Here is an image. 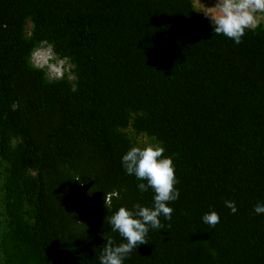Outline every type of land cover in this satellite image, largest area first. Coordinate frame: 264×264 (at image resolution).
Here are the masks:
<instances>
[{
	"label": "trees",
	"instance_id": "obj_1",
	"mask_svg": "<svg viewBox=\"0 0 264 264\" xmlns=\"http://www.w3.org/2000/svg\"><path fill=\"white\" fill-rule=\"evenodd\" d=\"M40 43L75 86L31 66ZM128 127L163 146L180 197L124 264H264V28L235 45L191 0H0L2 264H98L124 242L106 216L153 196L122 169Z\"/></svg>",
	"mask_w": 264,
	"mask_h": 264
},
{
	"label": "clouds",
	"instance_id": "obj_2",
	"mask_svg": "<svg viewBox=\"0 0 264 264\" xmlns=\"http://www.w3.org/2000/svg\"><path fill=\"white\" fill-rule=\"evenodd\" d=\"M208 21L212 33L223 36L235 45L242 42L247 31H254L264 19V0H215L214 6L204 7L201 12ZM165 149L159 143H147L143 147L133 146L121 156V166L125 175L133 176L141 181L137 189L141 193L151 190L152 206L145 207L139 203L131 209L119 207L106 216L104 223L112 233H116L122 243L115 244L107 238L97 257L98 264H124L130 253L140 245L147 244L149 229L162 228L160 217L170 221L173 209L169 203L179 199L180 191L175 187L178 180L172 159L163 155ZM118 192L104 195V207L110 209L113 198ZM230 214L237 212L235 201H224ZM253 214H264V202L258 201L253 207ZM202 224L208 230L219 225L216 212L205 213L201 217Z\"/></svg>",
	"mask_w": 264,
	"mask_h": 264
},
{
	"label": "rangeland",
	"instance_id": "obj_3",
	"mask_svg": "<svg viewBox=\"0 0 264 264\" xmlns=\"http://www.w3.org/2000/svg\"><path fill=\"white\" fill-rule=\"evenodd\" d=\"M194 7L202 12L204 7L214 6L215 0H191ZM260 26L264 28V19L260 21ZM33 26L30 21L26 23L25 36L29 38L32 34ZM30 64L35 69L44 71L45 78L48 82H54L58 80H66L72 86H75L76 76L74 73V66L68 59L61 58L54 51L52 45L47 43H40L32 52L30 57ZM122 134L127 138L131 147L140 146L143 147L147 143H159L154 138L147 136L144 133H137L131 127L121 131ZM4 171L3 165L0 164V240L3 236L6 223L5 214L2 204L1 194V180ZM0 264H2V253L0 249Z\"/></svg>",
	"mask_w": 264,
	"mask_h": 264
}]
</instances>
